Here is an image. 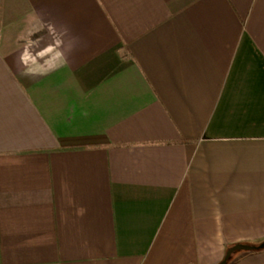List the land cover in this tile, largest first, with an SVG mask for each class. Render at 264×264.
Returning a JSON list of instances; mask_svg holds the SVG:
<instances>
[{"label": "crops", "instance_id": "crops-1", "mask_svg": "<svg viewBox=\"0 0 264 264\" xmlns=\"http://www.w3.org/2000/svg\"><path fill=\"white\" fill-rule=\"evenodd\" d=\"M228 252L264 264V0H0V264Z\"/></svg>", "mask_w": 264, "mask_h": 264}, {"label": "water", "instance_id": "water-1", "mask_svg": "<svg viewBox=\"0 0 264 264\" xmlns=\"http://www.w3.org/2000/svg\"><path fill=\"white\" fill-rule=\"evenodd\" d=\"M242 248H245V247H242ZM230 254H231V252H228V253L226 254L225 258L223 259V261H222L221 263H219V264H226L227 259L229 258Z\"/></svg>", "mask_w": 264, "mask_h": 264}, {"label": "trees", "instance_id": "trees-1", "mask_svg": "<svg viewBox=\"0 0 264 264\" xmlns=\"http://www.w3.org/2000/svg\"><path fill=\"white\" fill-rule=\"evenodd\" d=\"M183 142H187V141H183Z\"/></svg>", "mask_w": 264, "mask_h": 264}, {"label": "rangeland", "instance_id": "rangeland-1", "mask_svg": "<svg viewBox=\"0 0 264 264\" xmlns=\"http://www.w3.org/2000/svg\"><path fill=\"white\" fill-rule=\"evenodd\" d=\"M228 260V259H227Z\"/></svg>", "mask_w": 264, "mask_h": 264}]
</instances>
